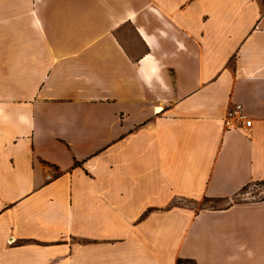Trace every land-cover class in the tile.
<instances>
[{"label": "crops", "instance_id": "0c3cea01", "mask_svg": "<svg viewBox=\"0 0 264 264\" xmlns=\"http://www.w3.org/2000/svg\"><path fill=\"white\" fill-rule=\"evenodd\" d=\"M260 183L262 0H0V264H264Z\"/></svg>", "mask_w": 264, "mask_h": 264}, {"label": "built area", "instance_id": "2783aa9c", "mask_svg": "<svg viewBox=\"0 0 264 264\" xmlns=\"http://www.w3.org/2000/svg\"><path fill=\"white\" fill-rule=\"evenodd\" d=\"M225 125L228 130L251 129L252 119L246 114L243 105L234 104L227 113ZM254 201V200H251Z\"/></svg>", "mask_w": 264, "mask_h": 264}, {"label": "rangeland", "instance_id": "374dc122", "mask_svg": "<svg viewBox=\"0 0 264 264\" xmlns=\"http://www.w3.org/2000/svg\"><path fill=\"white\" fill-rule=\"evenodd\" d=\"M264 198V183L254 184L244 189L240 196L234 201L242 202L246 200L260 201ZM199 207L213 206L209 201L198 203ZM187 264V263H185Z\"/></svg>", "mask_w": 264, "mask_h": 264}, {"label": "trees", "instance_id": "16d2710c", "mask_svg": "<svg viewBox=\"0 0 264 264\" xmlns=\"http://www.w3.org/2000/svg\"><path fill=\"white\" fill-rule=\"evenodd\" d=\"M185 263H187V264H194L192 261H190V260H180L179 262H178V264H185Z\"/></svg>", "mask_w": 264, "mask_h": 264}, {"label": "bare ground", "instance_id": "6f19581e", "mask_svg": "<svg viewBox=\"0 0 264 264\" xmlns=\"http://www.w3.org/2000/svg\"><path fill=\"white\" fill-rule=\"evenodd\" d=\"M161 111H162V108L159 107V108L157 109V112H161Z\"/></svg>", "mask_w": 264, "mask_h": 264}, {"label": "snow or ice", "instance_id": "6c2138e0", "mask_svg": "<svg viewBox=\"0 0 264 264\" xmlns=\"http://www.w3.org/2000/svg\"><path fill=\"white\" fill-rule=\"evenodd\" d=\"M262 3H264V0H262Z\"/></svg>", "mask_w": 264, "mask_h": 264}]
</instances>
